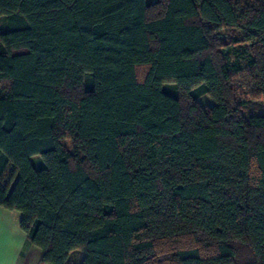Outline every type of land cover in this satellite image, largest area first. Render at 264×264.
Here are the masks:
<instances>
[{"label":"trees","instance_id":"1","mask_svg":"<svg viewBox=\"0 0 264 264\" xmlns=\"http://www.w3.org/2000/svg\"><path fill=\"white\" fill-rule=\"evenodd\" d=\"M0 207L42 264H264V0H0Z\"/></svg>","mask_w":264,"mask_h":264},{"label":"crops","instance_id":"2","mask_svg":"<svg viewBox=\"0 0 264 264\" xmlns=\"http://www.w3.org/2000/svg\"><path fill=\"white\" fill-rule=\"evenodd\" d=\"M20 213L0 207V264H42L41 250L19 228Z\"/></svg>","mask_w":264,"mask_h":264},{"label":"rangeland","instance_id":"3","mask_svg":"<svg viewBox=\"0 0 264 264\" xmlns=\"http://www.w3.org/2000/svg\"><path fill=\"white\" fill-rule=\"evenodd\" d=\"M230 59L232 62L235 60H239L241 65H244L246 62V57L244 54L232 53V54H230ZM234 83L236 84L235 86L237 88V91L240 93V97L246 98L248 101L247 107H244L242 110L243 114L246 115V114L250 113L254 108L252 102H255V101H252V100H255V98H254L255 96H253L252 92H251V89L253 88V81L248 74L239 72V73L235 74ZM164 87H166V89H168V90H173V88H174V86L172 84H167V85L165 84ZM198 103L201 106H207V105L213 104V101L210 97H208L206 95H202L198 98ZM63 143L65 144L66 147L71 148V144L69 141H64ZM31 162L35 167H38L39 164H43L40 156L31 157ZM80 257H81V252L79 250L72 251L69 254V258L72 260L73 259L79 260Z\"/></svg>","mask_w":264,"mask_h":264}]
</instances>
